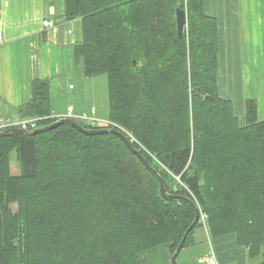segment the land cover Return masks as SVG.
Instances as JSON below:
<instances>
[{"label": "trees", "instance_id": "1", "mask_svg": "<svg viewBox=\"0 0 264 264\" xmlns=\"http://www.w3.org/2000/svg\"><path fill=\"white\" fill-rule=\"evenodd\" d=\"M61 5V20H80L74 63L85 77L107 76L109 127L177 196H162L158 176L116 134H85L63 122L35 135H2L0 264H142L147 250L163 244L172 255L195 218L185 197L207 214L210 236L235 234L248 257L264 264V119L254 98L239 116L220 94V27L204 0ZM177 8L186 12L181 36ZM18 111L42 118L37 128L56 120L49 79L32 80ZM198 226L181 249L194 243Z\"/></svg>", "mask_w": 264, "mask_h": 264}, {"label": "crops", "instance_id": "2", "mask_svg": "<svg viewBox=\"0 0 264 264\" xmlns=\"http://www.w3.org/2000/svg\"><path fill=\"white\" fill-rule=\"evenodd\" d=\"M61 2L0 0V117H20L18 108L30 100L32 80L44 78L50 82L51 114L62 113L69 105L77 113L86 111L85 104L78 99L82 92L80 86L72 81L74 75L81 73L72 56L73 44L81 38L80 20H61ZM204 2L206 12L217 18L220 27V94L233 98L235 113L242 114V102L248 96L253 98L256 93L258 102L262 97L264 103V0ZM41 19L51 21L53 26L42 27ZM69 29L71 33H67ZM245 50L248 64L254 63L255 71L259 70L256 91L253 77L250 80V95L240 82V58H244ZM70 84H73L72 88H69ZM257 111L260 116L258 103ZM197 229L194 243L178 252L175 264H203L200 258L210 248L218 264L259 263L248 257L245 246L236 243L235 234L219 237L206 234L205 242L199 246L203 234ZM171 256L169 244H163L147 250L142 264H172Z\"/></svg>", "mask_w": 264, "mask_h": 264}, {"label": "rangeland", "instance_id": "3", "mask_svg": "<svg viewBox=\"0 0 264 264\" xmlns=\"http://www.w3.org/2000/svg\"><path fill=\"white\" fill-rule=\"evenodd\" d=\"M57 1V0H56ZM252 55V53H251ZM258 55H259V59L261 57L260 55V48L258 49ZM253 58V56H252ZM241 59V71H240V82L243 86L247 87V92L248 95L249 94V88L251 85L250 80L253 77V85L255 86V91H256V85L259 82V70L258 72L255 71V65L254 63H252L251 65H249L248 63V54L247 51L245 50V56ZM260 69H261V62H260ZM245 78V79H244ZM72 81L75 83H78V86H80L81 89V94L78 97V99L83 103V105L85 104V109H86V113L88 114V116H92L98 119H106L107 117V112H108V93H107V76L105 73L102 74H97V75H93L90 77H85L83 76L81 73H78L77 75H74V77L72 78ZM248 98H252L250 96H248ZM255 101L258 103V109H259V117L261 119H264V103H263V98L260 97L259 102L257 100V95L255 93L254 97ZM232 103H233V107L235 106V100L233 98H231ZM244 105V102H242V107ZM94 109L93 111H91V109ZM235 111V110H234ZM239 116H241V114H237ZM85 121V120H84ZM10 171L11 174L13 175H17L20 173V166L19 163L17 161L16 158V154L15 152H11L10 157ZM12 206H15V204H12ZM197 227L198 231H200V233L203 234V240L202 241H198V243L200 244L199 246H202V242H205L206 239V232L205 229L203 227ZM207 242V241H206ZM195 264V263H194ZM198 264V263H196Z\"/></svg>", "mask_w": 264, "mask_h": 264}, {"label": "water", "instance_id": "4", "mask_svg": "<svg viewBox=\"0 0 264 264\" xmlns=\"http://www.w3.org/2000/svg\"><path fill=\"white\" fill-rule=\"evenodd\" d=\"M175 19H176V26H177V34H178V36H181L183 31L185 30V27H186V12H185V10L177 8L175 10ZM63 122L71 124L73 127H75L76 129L80 130L81 132H83L85 134L113 133V134L118 135L123 140L125 145L141 160L142 164L147 169L151 170L152 172H154L158 176L159 190H160V193L162 194V196L165 198L177 196V195H172V194L166 193V190H165V187L163 184V180L159 176V174L147 163V161L142 157V155L139 153V151L133 149V147L131 146L126 135L123 132H121L120 130H118L117 128L111 127V128L84 129L80 125H78V123L76 121L72 120L71 118L63 117V118H59V119L55 120L53 123H51L49 125H46V126H43L40 128H35L33 130H25L23 128H18V127L6 129V130H3L0 132V136L12 134V133H25V134H29V135H35L37 133H41V132L50 130V129L56 127L58 124L63 123ZM185 198L195 208V218H194V221L189 226V228L187 229V231H188L190 228H192L194 226V224L198 220V210H197V207H196L194 201H192L188 197H185ZM187 231H186V233H187ZM186 233L184 234V236L180 240V242L176 248V251L171 256L172 264H175V257L177 255V252L181 249V246H182V243H183V240L185 238Z\"/></svg>", "mask_w": 264, "mask_h": 264}, {"label": "built area", "instance_id": "5", "mask_svg": "<svg viewBox=\"0 0 264 264\" xmlns=\"http://www.w3.org/2000/svg\"><path fill=\"white\" fill-rule=\"evenodd\" d=\"M40 24L42 27H52L53 23L47 19H41L40 20ZM72 30H67V33H71ZM1 36V33H0ZM0 42H1V37H0ZM69 87H72V85H70ZM56 117H76V118H83V119H88L89 121L92 122V124H95L99 127H108L109 126V122L105 119H98L95 117H88L85 114L82 113H76L74 111L73 106H67L65 112L63 113H59L54 115ZM42 118L40 117H32V118H3L0 117V131L2 130H6V129H10V128H14V127H18V128H23V129H33L34 127H36V124L39 120H41ZM179 182V177L176 176L175 177ZM181 185L184 186V184L181 183ZM197 208H198V221L201 225V227H203L205 229V231L207 232V214L202 211V209L199 207L198 204ZM200 262L203 264H218L216 261V257H215V253L213 251L212 248L209 249V251L204 254L201 258H200Z\"/></svg>", "mask_w": 264, "mask_h": 264}]
</instances>
